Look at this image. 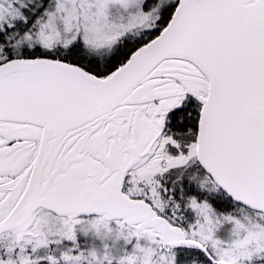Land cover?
I'll list each match as a JSON object with an SVG mask.
<instances>
[{
    "label": "snow or ice",
    "instance_id": "6c2138e0",
    "mask_svg": "<svg viewBox=\"0 0 264 264\" xmlns=\"http://www.w3.org/2000/svg\"><path fill=\"white\" fill-rule=\"evenodd\" d=\"M0 264H264V0H0Z\"/></svg>",
    "mask_w": 264,
    "mask_h": 264
}]
</instances>
